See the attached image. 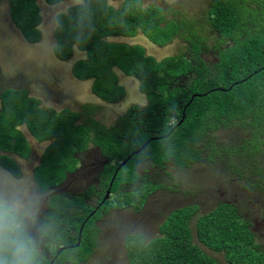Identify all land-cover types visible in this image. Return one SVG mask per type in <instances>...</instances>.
Listing matches in <instances>:
<instances>
[{
    "label": "trees",
    "instance_id": "obj_1",
    "mask_svg": "<svg viewBox=\"0 0 264 264\" xmlns=\"http://www.w3.org/2000/svg\"><path fill=\"white\" fill-rule=\"evenodd\" d=\"M62 1L45 0L51 5ZM79 1L56 16L57 58L66 61L75 48L84 51L85 57L75 61L72 73L78 79H92V93L107 103H117L125 95L115 68L140 80L150 96L162 87L161 93L168 97L166 104L152 100L146 107L134 105L116 125L107 127L92 116L90 104L83 106L84 113L68 107L57 110L42 106L41 100L24 88L10 87L0 93V167L15 178H21L22 170L5 152L30 156L32 148L21 130L23 125L38 142L51 141L34 169L41 190L63 182L90 145L98 146L110 160L101 173L100 186L92 187V192L102 188L97 192L96 209L85 203L83 195L53 199L43 234L55 246L53 255L66 246L55 264L85 263L95 251L105 216L113 209L131 206L136 211L145 206L150 194L166 188H161L165 185L158 178L163 175L161 170L172 176L168 165L184 169L212 160L213 156H203L200 144L220 129L248 127L242 144L227 148L231 155L237 151L248 155L243 166L234 162L227 166L239 170L234 182L240 183L244 197L256 195V189L264 193V161L260 162L264 157V0H211L208 19L219 42L218 61L213 63L201 56L204 37L198 27L184 19L165 21L162 8L156 5L144 7L142 0H123L115 8L108 0ZM8 2L12 20L27 41L38 42L43 16L37 0ZM139 32L157 45L182 36L193 53L191 57L178 54L158 60L148 55L143 45L110 40L135 37ZM188 75L193 78L187 86L177 85ZM84 115L88 118L80 123ZM126 159L111 187L118 203L110 196L103 202L117 167ZM151 167H156L153 178L145 180L143 173ZM241 208L231 198L204 213L199 203L180 207L165 218L162 235L151 242L146 243L141 235V242L125 237L129 264H221L194 242V225L201 244L223 252L230 264H264V248ZM93 210L95 214L89 216ZM42 253L38 250L40 264H49Z\"/></svg>",
    "mask_w": 264,
    "mask_h": 264
},
{
    "label": "rangeland",
    "instance_id": "obj_2",
    "mask_svg": "<svg viewBox=\"0 0 264 264\" xmlns=\"http://www.w3.org/2000/svg\"><path fill=\"white\" fill-rule=\"evenodd\" d=\"M108 1L115 8H119L123 2V0ZM37 2L43 16L42 23L39 26L42 36L38 42L31 43L27 41L12 20L8 0H0V93L10 87L24 88L29 91V95L39 98L42 106L53 107L57 110L68 107L84 113L83 106L90 104L94 110L92 116L107 127L116 125L119 118L134 105L146 107L151 104L152 100L162 101L163 104H166L168 95L165 94L166 92L161 93L162 87L152 91L155 93L150 96L142 88L143 85L140 80L134 76L125 75L117 68L115 70L119 76V82L125 88L124 97L117 103H107L93 94L91 91L93 80L78 79L72 73L75 61L84 58L86 53L75 48L71 58L63 61L58 59L54 52L56 45L54 29L57 24V14L66 12L70 6L80 1L64 0L54 5L48 4L45 0H37ZM142 3L144 7L156 5L162 8L163 15L166 18L165 21L184 19L191 24L193 23L204 37L205 50L201 54L202 58L210 63L218 61L219 47L216 48L219 43L218 35L208 19L211 0H142ZM110 40L143 45L146 53L158 60L178 54L191 57L193 53L190 43L182 36H175L172 41L164 45L153 43L142 32H139L135 37H115L110 38ZM192 78L193 75L184 76L178 81L177 85L187 86ZM87 118L88 116H81L80 123ZM167 118L169 121H174V118L170 116H167ZM21 129L29 140L32 152L25 159L15 153L5 152L16 159L22 170V176L16 179L11 173L0 167V198L17 196L26 205L29 204L27 199L29 197H32L34 201L37 200L38 195L32 194L37 187L34 169L41 163V157L51 141L38 142L25 126H21ZM247 130L248 127L234 125L220 129L215 135L208 136V141L202 145L200 144V146L202 147L203 156H213L212 160L205 159L195 163L190 168L184 169H179L171 164L168 165L166 169L172 174L174 180L169 175V177L159 175L158 180L165 185H161V188L169 187L171 192L168 190L169 188L160 189L150 197L145 206L136 211H133L131 206L120 210L113 209L109 213L107 221L105 223L101 221L103 230L100 233L95 251L83 264H128L129 258L126 254L125 237L129 241L133 239L136 242H141L140 239L143 236L147 242H151L153 238L162 235L160 227L165 218L180 207L199 203L200 212L204 213L212 210L216 203L230 198L239 206H242V212L246 213L247 218L252 222V230L257 234L256 241H259L264 248L263 190L256 189L255 191H258L256 195L251 194L252 197H244L240 191V183L234 182L239 178L237 176L239 170L227 166V163L232 164L233 162L243 166L244 159L248 155L244 156L241 151L231 155L227 148L237 147L240 142L242 144V139ZM240 138L241 141H239ZM236 139H238V142H236ZM214 142L216 146L213 147ZM262 159L260 162L264 161V157ZM115 162L116 160L112 163ZM80 166L81 161L78 160L75 168ZM142 166L145 167V165ZM262 166H264V162ZM91 178L93 177L78 180L76 187L69 191L67 197L79 195L81 192L77 190V187L85 186V189H87ZM151 178L153 177H149L147 180ZM240 181L242 182L241 179ZM175 182H177V186L173 191ZM96 184L97 181L94 179L91 185L98 187ZM145 184L152 186L149 182ZM76 190L77 192L73 193ZM117 197L118 195L115 193L110 194V199L115 204L118 203ZM85 203L95 207L99 203V198L93 193L88 199H85ZM193 229L194 242L201 245L204 250L214 258L219 259L223 264H230L223 252L214 251L201 244L195 225ZM130 234L138 235L130 236ZM54 247L49 242L51 253H53L52 249ZM38 250L43 251L41 248H38ZM42 254L46 255L45 252ZM58 254L59 250L57 256Z\"/></svg>",
    "mask_w": 264,
    "mask_h": 264
},
{
    "label": "flooded vegetation",
    "instance_id": "obj_3",
    "mask_svg": "<svg viewBox=\"0 0 264 264\" xmlns=\"http://www.w3.org/2000/svg\"><path fill=\"white\" fill-rule=\"evenodd\" d=\"M107 159H108V157H106L102 154V152L98 146L90 145L85 151L80 153L79 161H81V166L77 167L73 171L69 172L67 174V177H65V179L63 180V182H61L59 184H55V185H50V186H48V188H46L44 190L39 189L37 186L35 188V190L32 192L33 195H38L37 200L34 201V199L32 197L27 198L29 204H26V208L34 213V222L30 226V231H31V234H32L34 240L37 243V246L39 248H41V250H43L46 253L45 256L49 260V264H55L56 258H57V253L53 255L51 253V251H49L50 249L47 248V247H49V246H47V244L50 242V240L48 239L47 236H45L43 234V226H44L45 220L49 217V215H51L50 211H51V204H52L53 199L56 198L57 196H60V195H66L67 196L69 194V191L76 187L75 185L78 182V180L81 181V180L90 178V176L93 177L90 180L91 181L90 184L87 186V189H90V190L85 189L86 188L85 186L81 187V188L77 187V190H80L81 193L79 195L85 196V199H88L93 193L96 196H98L97 192L98 191L100 192L102 190V188H100V189L97 188L94 192H92V187H94V186L91 184H92V181L94 179H96V181H97L96 185L100 186L101 173L103 172L104 167L109 163V159H108V161H107ZM105 161H107L106 164H104ZM143 168H145V167L142 166L141 171L143 170ZM155 168L156 167H151L150 170H146L147 173L146 172L143 173V175L145 176L144 177L145 180H147V178H149V177H152L151 173H153ZM161 171L163 173V176L167 175V172L165 170H161ZM16 179H18V178H16ZM176 186H177V182L174 184V188ZM77 190L73 191V193L77 192ZM169 191H171V190H169ZM153 194L149 195L148 200L150 199V197ZM98 198L100 199L99 196H98ZM37 205H39L40 207H38ZM42 205H44V206H42ZM98 206H99V204H97V206H95L93 208L96 209ZM108 215L109 214H107L105 216V218H104L105 221H107ZM70 246H72V245H70ZM61 247H66V246H61ZM217 260L221 264H223L219 259H217ZM127 263L129 264V260Z\"/></svg>",
    "mask_w": 264,
    "mask_h": 264
},
{
    "label": "clouds",
    "instance_id": "obj_4",
    "mask_svg": "<svg viewBox=\"0 0 264 264\" xmlns=\"http://www.w3.org/2000/svg\"><path fill=\"white\" fill-rule=\"evenodd\" d=\"M33 222L34 213L21 198H0V264H40Z\"/></svg>",
    "mask_w": 264,
    "mask_h": 264
},
{
    "label": "water",
    "instance_id": "obj_5",
    "mask_svg": "<svg viewBox=\"0 0 264 264\" xmlns=\"http://www.w3.org/2000/svg\"><path fill=\"white\" fill-rule=\"evenodd\" d=\"M193 98H194V96L192 97V99H193ZM184 117H185V114H183V118H184ZM181 122H182V120H181L177 125H179ZM130 157H131V156H129L128 158H130ZM127 160H128V159H126L125 161H122L121 164L117 167V169H116V171H115V174H114V176H113V178H112V180H111V182H110V184H109V187H108V189H107V191H106V195H105V197H104L103 202L106 201V199L109 198V196H110V194H111L112 183H113V181L115 180V177H116V175H117V173H118L120 167L123 166V165L127 162ZM106 163H107V161H105L104 164H106ZM94 213H95V210H93V211L90 213L89 216H92ZM83 227H84V224H82L81 229H80V232L82 231ZM79 241H80V238H79ZM77 245H79V243H77ZM64 248H65V247H61L60 250H59V253H60Z\"/></svg>",
    "mask_w": 264,
    "mask_h": 264
}]
</instances>
